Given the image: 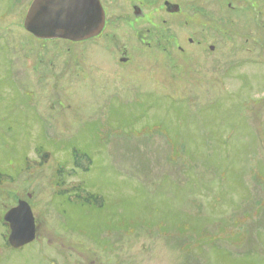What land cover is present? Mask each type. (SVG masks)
Wrapping results in <instances>:
<instances>
[{
    "label": "rangeland",
    "instance_id": "1",
    "mask_svg": "<svg viewBox=\"0 0 264 264\" xmlns=\"http://www.w3.org/2000/svg\"><path fill=\"white\" fill-rule=\"evenodd\" d=\"M163 1L103 0L97 45L0 0V219L38 228L0 264H264V0Z\"/></svg>",
    "mask_w": 264,
    "mask_h": 264
},
{
    "label": "water",
    "instance_id": "2",
    "mask_svg": "<svg viewBox=\"0 0 264 264\" xmlns=\"http://www.w3.org/2000/svg\"><path fill=\"white\" fill-rule=\"evenodd\" d=\"M171 6L174 7L172 12L179 11V6ZM24 26L41 40L84 41L101 34L105 11L100 0H34ZM49 156L46 153L43 160L46 162ZM31 197L29 194L28 198ZM3 219L10 228L8 243L13 249H20L37 238V223L28 201L19 200Z\"/></svg>",
    "mask_w": 264,
    "mask_h": 264
},
{
    "label": "flooded vegetation",
    "instance_id": "3",
    "mask_svg": "<svg viewBox=\"0 0 264 264\" xmlns=\"http://www.w3.org/2000/svg\"><path fill=\"white\" fill-rule=\"evenodd\" d=\"M101 3H102L103 8L105 10V26H104L103 31L101 32V34L99 36L93 37V38H90V39H87V40H84V41H80V42H74V41H69V40H54V41L55 42L58 41L59 43H83V44L86 43V44H97V45H99V43H102V42L106 41V39L102 40V38H103V36L105 34V31H106V29L108 27L110 19L108 17V13H107L108 9L106 10V8L104 6V3H103V0H101ZM167 4L177 5V6H179V5L177 3H175V2H171V1H168V0L163 1V6H165L164 10L168 14V16L177 15V14H179L181 12V8L180 7H179V11L178 12H172L174 7L171 6V5L167 6ZM231 4H232V2H229L228 6L230 7ZM133 15H134V19H133L134 21L137 20V19L138 20L144 19L146 17V15L142 11L141 6L139 4H136V3H133V5H132V18H133ZM105 37L108 39L109 36L106 35ZM42 42H44V41H42ZM189 42L191 43L192 40L189 39ZM123 59H126V58H122L121 61H123ZM123 63H124V61H123Z\"/></svg>",
    "mask_w": 264,
    "mask_h": 264
},
{
    "label": "trees",
    "instance_id": "4",
    "mask_svg": "<svg viewBox=\"0 0 264 264\" xmlns=\"http://www.w3.org/2000/svg\"><path fill=\"white\" fill-rule=\"evenodd\" d=\"M42 150V149H41ZM0 175L1 176H3L4 175V173H1L0 172ZM5 176H8V175H6L5 174ZM57 183H58V187L60 186V188H63V190H58L57 192H58V194L57 195H68L69 197L71 196V194H72V192L73 191H71V189L69 190V189H67L66 187H65V183L63 182H61L60 183V181L58 180L57 181ZM2 220L0 219V222H1ZM4 223V222H3ZM5 224V223H4ZM6 226H7V224H5ZM8 227V226H7ZM9 230V229H8ZM8 238V237H7ZM6 242H7V239H6ZM7 244H8V242H7Z\"/></svg>",
    "mask_w": 264,
    "mask_h": 264
}]
</instances>
